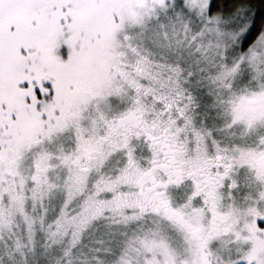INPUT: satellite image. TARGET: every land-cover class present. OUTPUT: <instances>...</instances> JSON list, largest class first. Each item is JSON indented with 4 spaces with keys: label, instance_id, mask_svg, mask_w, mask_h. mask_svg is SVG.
<instances>
[{
    "label": "snow or ice",
    "instance_id": "6c2138e0",
    "mask_svg": "<svg viewBox=\"0 0 264 264\" xmlns=\"http://www.w3.org/2000/svg\"><path fill=\"white\" fill-rule=\"evenodd\" d=\"M0 264H264V0H0Z\"/></svg>",
    "mask_w": 264,
    "mask_h": 264
}]
</instances>
